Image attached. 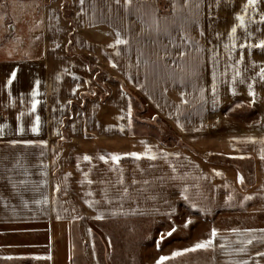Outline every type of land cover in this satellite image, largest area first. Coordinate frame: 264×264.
Here are the masks:
<instances>
[{
    "label": "crops",
    "instance_id": "1",
    "mask_svg": "<svg viewBox=\"0 0 264 264\" xmlns=\"http://www.w3.org/2000/svg\"><path fill=\"white\" fill-rule=\"evenodd\" d=\"M164 5L0 0V225L21 242L7 260L264 264V0ZM93 62L114 78L104 99L82 95ZM125 86L180 141L143 130Z\"/></svg>",
    "mask_w": 264,
    "mask_h": 264
},
{
    "label": "rangeland",
    "instance_id": "2",
    "mask_svg": "<svg viewBox=\"0 0 264 264\" xmlns=\"http://www.w3.org/2000/svg\"><path fill=\"white\" fill-rule=\"evenodd\" d=\"M160 7L164 10L167 9V6L164 5V0H160ZM70 49V48H69ZM84 61L85 58L83 59ZM89 60V59H88ZM92 67H90V71L92 75L90 76V87L86 92H83V96L92 98L95 96H99L101 99H104L108 93L110 92V88L107 85L108 81H113V75L110 74L107 70H105L100 64L97 62H93ZM124 90L128 94L129 97V104H130V112L133 117L142 118L145 119L150 124H146L142 127L143 130L148 131L150 133L155 134L162 142L166 144H173L176 143L179 140L178 135L171 129V127L164 121L162 118L157 116L152 109L149 107V105L130 87L125 86ZM179 216L177 218L178 221H182L181 223L187 221L186 224H193L198 222L197 218L198 216L193 214L191 211H189L186 208H180ZM212 218V217H209ZM180 223V224H181ZM223 225H232L236 223V221L232 220H226L222 222ZM31 240L32 242H38V236L42 235L43 228H41L39 231H33L31 230ZM19 231L12 229L11 226L7 225H0V252L4 253L3 255L0 254V264H29V261H9L6 259L5 254L7 251V247L10 246L12 243L15 245V243H21L18 242L20 240V237H18ZM40 233V234H39ZM36 234V235H34ZM14 235V236H13ZM12 238V239H11ZM15 239V240H14ZM14 240V242H13ZM12 246V245H11Z\"/></svg>",
    "mask_w": 264,
    "mask_h": 264
},
{
    "label": "snow or ice",
    "instance_id": "3",
    "mask_svg": "<svg viewBox=\"0 0 264 264\" xmlns=\"http://www.w3.org/2000/svg\"><path fill=\"white\" fill-rule=\"evenodd\" d=\"M83 2H84V0H81V3H83ZM131 2H132V0H126V3H128V4H130ZM190 2H192V0H185V3H186V4H187V3H190ZM195 2L198 3L199 0H195ZM256 3H257V0H248V4H249V5H255ZM247 6H248V5H246L245 8H247ZM237 19L240 20V22H241V26H242V25H243V17H237ZM236 31H237L236 27H233L232 30H231V33L234 34ZM116 43H117V44H122V43H125V41L118 39V40L116 41ZM259 46L262 47V48H264V42H262L261 45H259ZM12 78H15V73H12ZM9 83H11V79L9 80ZM32 95L35 96V95H37V93L33 92ZM32 107H33V110H35L36 104L34 103V104L32 105ZM38 122H39V118H37V123H38ZM36 130H37L36 128H33V131H36ZM135 155H137V158H139V155H138V154H135ZM153 158H154V157H153ZM84 159H85V160H89L90 157L85 156ZM101 159H104V158L101 157ZM112 159L118 161V160L120 159V157H119V156H115V157H113ZM168 235H171V232L168 233ZM215 235H216V232H215V230H213V232H212V236L215 237ZM162 238H163V237H162ZM248 243L251 244L252 241L249 240ZM211 244H212V240H208V241H205V242H202V243H198V244L195 245V247H194L193 249H191V250L194 251V250H196V249H206V248H208L209 246H211ZM186 251H188V250H186ZM240 251H243V249H240ZM258 254L264 256V253H258ZM173 255H174V256H178V255H181V253L177 252V253H174ZM166 259H168V258H167V257H161L160 261H158V264H163V261L166 260Z\"/></svg>",
    "mask_w": 264,
    "mask_h": 264
}]
</instances>
